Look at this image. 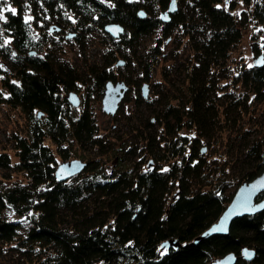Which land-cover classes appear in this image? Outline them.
Returning a JSON list of instances; mask_svg holds the SVG:
<instances>
[{"label":"trees","instance_id":"trees-1","mask_svg":"<svg viewBox=\"0 0 264 264\" xmlns=\"http://www.w3.org/2000/svg\"><path fill=\"white\" fill-rule=\"evenodd\" d=\"M10 1L15 13L8 8L0 20V31L11 36L10 42L0 41V79L7 90L3 100L20 107L29 125L26 132L13 133L14 162L8 150H0V167L25 170L28 179L0 185V242H15L35 264H216L230 250L238 254L234 264H264V206L235 217L228 232L202 236L232 198L225 191L231 181L227 160L210 161L206 142L233 125L235 112L245 101L237 95L229 100L213 97L217 76L223 75L230 50L242 37L245 20L232 12L235 1L177 0L169 20L162 19L161 13L170 0ZM27 7L34 15L32 21L24 16ZM140 9L146 14H140ZM68 10L73 11L74 22ZM250 12L264 21L260 3ZM47 13L51 16L43 17ZM48 19L62 28L75 26L80 43L92 27L105 29L111 21L123 23L124 31L117 37L105 31L126 45L160 26L165 34L180 25L190 26V35L191 30L202 28L203 35L193 43L195 61L183 96L169 95L153 113L154 119L144 117L137 127L153 160L147 167L123 160L121 166L107 169L117 147L106 144L97 133L90 105L95 86L103 91L108 79H119L114 65L129 66L132 58L123 53L126 60L119 64L121 56L112 48L104 52L102 61L86 60L81 70L50 50L41 52L45 31L37 34L32 23L41 28ZM159 52L156 44L150 58L138 59L143 71L137 78L120 69L129 89L132 83L141 87L140 99L147 100L149 92L145 95L142 85L149 83ZM262 58L234 76L259 100L264 99ZM81 85V106L76 109L65 92ZM72 139L82 147L96 145L98 153L87 158L81 171L59 179L55 155L68 157ZM246 148L242 178L250 180L264 169V129L248 136ZM257 198H264V189ZM5 207L29 216L26 232L20 230L19 220L2 215ZM170 240L176 242L167 243ZM245 245L255 249L253 257L242 254Z\"/></svg>","mask_w":264,"mask_h":264},{"label":"rangeland","instance_id":"rangeland-1","mask_svg":"<svg viewBox=\"0 0 264 264\" xmlns=\"http://www.w3.org/2000/svg\"><path fill=\"white\" fill-rule=\"evenodd\" d=\"M0 1L4 17L6 16V9H16V6L10 0ZM234 1L235 7L232 12L236 17L245 20L241 28L242 37L230 50L223 75L217 76V89L213 97L218 100L220 98L229 100L230 96L237 95L238 99L245 101L235 112L234 118L236 120L229 129L224 128L222 131H217L212 137L213 140L208 143L203 137L206 144H208L207 158L210 161L223 158L227 160V174L231 176V181L225 191L231 196H233L242 181L248 180L242 178V168L245 167L247 162L243 163L245 161L243 159H248L246 155L247 138L248 136H254L260 129H264V99H257L253 94L248 93L239 81H234L235 74L241 68L256 64L258 56L262 53L264 55V21L253 16L250 12L257 2L264 6V0H251L250 3L246 0ZM221 4H227V2L222 0ZM67 15L73 22L75 21L76 17L73 11L68 10ZM24 16L32 21L34 15L30 7L26 8ZM45 16L50 17L51 15L47 13L43 17ZM38 23L42 24L41 21ZM32 25L37 34L39 31L41 33L45 31L44 45L41 52L50 50L58 58L78 66L81 70L85 69L86 60L102 61L104 52L108 49H116L117 57H124L123 53L130 56L132 63L129 66L114 65V70L119 75V79H123L120 77L121 70L130 73L132 78L139 77L143 70L138 63V59L150 58L152 46L159 45L158 61L148 79L149 94L146 97L147 100L140 99L141 87L137 89L135 83H132L127 98L122 99L121 105L113 114L103 109L102 97L104 90L101 91L97 86L93 87L94 90L90 100L98 124L97 133L105 138L106 144H113L117 147L115 148L117 156H112L107 160V169L117 165L121 166L120 161L123 160L137 167H147L152 157L146 153L142 130H138L137 127L143 123L144 117L154 119L153 113L162 107L161 105L169 98V95L179 94L183 96L187 86L188 70L195 61L193 43L196 38L203 35L202 28L191 30L190 33L193 35H190L187 32L190 26L186 28V26L180 25L174 27L169 34H165L162 31V26H160L142 35L135 44L126 45L119 40H113L105 29L100 28V26L92 27V30L83 37V42L80 43L77 34L74 33L76 28L71 24H67L62 28L61 23L48 19V24L45 27L40 28L33 23ZM10 40L11 36L1 30L0 41L7 43ZM255 45H258L259 48H256ZM83 87L81 85L79 90H71L77 91L80 98H82L81 90ZM71 90L65 93L68 95ZM6 93L7 90L0 79V150H8L12 154L14 162L16 157L12 142L13 133L15 131L26 132L29 119L20 107L12 106L3 100ZM173 100L175 101L176 98H173ZM72 104L74 105V103ZM75 106L76 109H79L81 105L78 103ZM157 125V122H155L154 127ZM191 131L195 130L192 129ZM69 147L68 157L56 152V167L59 162L67 159L79 157L87 160L89 156L98 153L96 145L89 143L82 147L74 139L70 140ZM125 147L130 149L125 150ZM7 173L9 175L11 173V176H7ZM27 179L28 175L25 170L14 167L7 170L0 167V185L15 180L26 181ZM2 215L7 219L19 220L21 223L20 230L26 232L30 224L28 215L18 213L11 207H5L2 210ZM29 259L24 251L15 246V242H0V264H35V262H30Z\"/></svg>","mask_w":264,"mask_h":264},{"label":"water","instance_id":"water-1","mask_svg":"<svg viewBox=\"0 0 264 264\" xmlns=\"http://www.w3.org/2000/svg\"><path fill=\"white\" fill-rule=\"evenodd\" d=\"M177 0H170L167 8L161 13V17L164 20H169L170 13L177 9ZM139 13L146 14L144 9H140ZM105 29L114 36H119L124 31V24L119 21H111L105 24ZM263 55H259L257 62H261ZM124 57H119L117 63L123 64L125 62ZM129 89V84L124 79L114 80L108 79L105 83V89L103 94V109L108 113H115L120 102L125 96L126 91ZM143 93L145 95L149 92V83L145 81L142 85ZM69 97L74 104H78L80 101L79 93L71 90ZM205 149V146H203ZM87 161L85 159L76 157L59 162L56 167V175L59 179H65L79 171H81ZM264 189V169L261 173L255 176L253 179L244 180L238 186L234 192L231 200L223 209L219 217L211 223V225L205 229L202 236H206L211 233L228 232L231 221L242 214L253 213L264 206V198H257V195ZM213 229H220L214 231ZM198 238H195V241ZM176 242V240H170L167 243ZM250 253L251 255H246ZM255 249L248 245L243 246L242 254L246 258L253 257ZM238 258V254L234 250H230L216 259V264H234Z\"/></svg>","mask_w":264,"mask_h":264},{"label":"snow or ice","instance_id":"snow-or-ice-1","mask_svg":"<svg viewBox=\"0 0 264 264\" xmlns=\"http://www.w3.org/2000/svg\"><path fill=\"white\" fill-rule=\"evenodd\" d=\"M10 11H12L13 13H15V9H10ZM2 19H4V16H3V12L2 11H0V20H2ZM0 67H2V66H0ZM214 231H216V230H220V229H213ZM246 255H251L250 253H246Z\"/></svg>","mask_w":264,"mask_h":264},{"label":"flooded vegetation","instance_id":"flooded-vegetation-1","mask_svg":"<svg viewBox=\"0 0 264 264\" xmlns=\"http://www.w3.org/2000/svg\"><path fill=\"white\" fill-rule=\"evenodd\" d=\"M127 91H128V90H127ZM127 91H126V92H127ZM125 94H126V93H125Z\"/></svg>","mask_w":264,"mask_h":264}]
</instances>
